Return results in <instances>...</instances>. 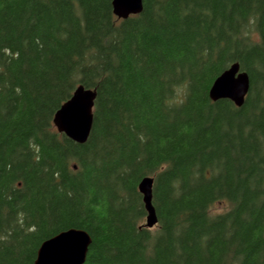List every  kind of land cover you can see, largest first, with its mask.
Listing matches in <instances>:
<instances>
[{
    "label": "trees",
    "instance_id": "obj_1",
    "mask_svg": "<svg viewBox=\"0 0 264 264\" xmlns=\"http://www.w3.org/2000/svg\"><path fill=\"white\" fill-rule=\"evenodd\" d=\"M234 62L240 107L208 96ZM79 85L82 144L53 125ZM69 228L84 264H264V0H0V264Z\"/></svg>",
    "mask_w": 264,
    "mask_h": 264
},
{
    "label": "water",
    "instance_id": "obj_2",
    "mask_svg": "<svg viewBox=\"0 0 264 264\" xmlns=\"http://www.w3.org/2000/svg\"><path fill=\"white\" fill-rule=\"evenodd\" d=\"M112 7L117 17L125 19L141 12L142 0H112ZM249 87L248 74L240 69L238 62H234L215 78L208 96L212 101L228 99L240 107ZM95 98V90L77 86L71 97L54 114L53 125L56 130L76 143L86 142L92 126ZM152 187V177L143 178L138 185L147 212V228L157 223L152 205ZM90 244L91 237L86 231L78 228L63 230L40 244L33 264H84Z\"/></svg>",
    "mask_w": 264,
    "mask_h": 264
},
{
    "label": "rangeland",
    "instance_id": "obj_3",
    "mask_svg": "<svg viewBox=\"0 0 264 264\" xmlns=\"http://www.w3.org/2000/svg\"><path fill=\"white\" fill-rule=\"evenodd\" d=\"M228 207V204L226 202H217L213 205L211 211L213 213H219L223 210H225Z\"/></svg>",
    "mask_w": 264,
    "mask_h": 264
}]
</instances>
